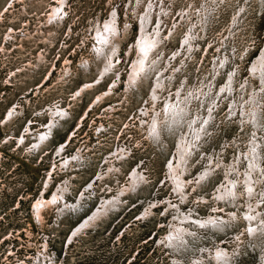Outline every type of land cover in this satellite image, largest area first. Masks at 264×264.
Listing matches in <instances>:
<instances>
[{
	"label": "rangeland",
	"instance_id": "374dc122",
	"mask_svg": "<svg viewBox=\"0 0 264 264\" xmlns=\"http://www.w3.org/2000/svg\"><path fill=\"white\" fill-rule=\"evenodd\" d=\"M106 21L113 23L115 34L109 43H99L97 34L105 33ZM141 28L158 35L152 57L169 60L178 52L171 67L166 62L170 68L160 63L169 77L176 71L169 89L177 90L179 83L181 89H199L208 79L218 87L225 83L227 71L213 74L218 56L219 66L225 58L231 62L228 69L239 66L238 84L250 76V64L264 50V0H0V264H192L202 257L201 250L219 244L227 253L219 261L214 251L208 258L203 253L207 262L196 260L264 264V239L258 248L242 220L221 230L191 228L200 236L197 242L188 234L182 245L165 238L179 213L227 217L233 206L214 194L224 180L223 168L213 166V175L201 183L196 177L210 164L211 153L215 163L223 158L231 164L235 138L248 139L253 127L240 130L238 119L227 114V97L219 96L223 100L214 104L207 136L186 164L185 195H178L167 168L177 149L175 135L149 132L155 111L159 116L163 109L161 101L150 97L152 75L141 73L132 85L129 79ZM184 39L197 49L186 54ZM259 98L264 122V95ZM43 131L47 137L38 139ZM134 169L143 179L129 190ZM123 187L127 193L119 203L107 205L94 223L83 224ZM55 192L62 202H50ZM247 196L240 202L258 203ZM37 201H43L39 209ZM259 201L264 216V194Z\"/></svg>",
	"mask_w": 264,
	"mask_h": 264
},
{
	"label": "bare ground",
	"instance_id": "6f19581e",
	"mask_svg": "<svg viewBox=\"0 0 264 264\" xmlns=\"http://www.w3.org/2000/svg\"><path fill=\"white\" fill-rule=\"evenodd\" d=\"M62 4H61V6H62ZM211 8H213V7H211ZM54 10L55 9H53V11ZM111 13H113V12H111ZM55 14L57 15V13H55ZM58 14H59V12H58ZM111 15H110V17H111ZM113 16L116 18L115 15H113ZM111 20H112V18H111ZM186 21H187V19H186ZM192 21H195V20H192ZM108 22L109 23L106 24L107 23V21H106L105 22L106 26H104L105 28L103 27L105 30H107V32H108L107 34H105L106 33L105 30H104L105 33H103L102 31H100V32L98 31V34H97L98 41L97 42H99V43H103V42L107 43L108 41H110L111 36H113L115 34V29H114L115 27L112 25L113 23H111L110 21H108ZM112 22H114V21H112ZM105 24H103V25H105ZM196 24H197V22L194 23L193 26L196 27L197 26ZM141 29H143V28H141ZM190 30H191V28H190ZM143 32H144V29H143ZM156 32L158 33V31H156ZM151 33L153 34V32H151ZM152 34L149 35V34H147V32L146 33L144 32V33H142L140 35V33H139V35H140V38L139 39L140 40L137 41L138 42V51H139V54L138 55L139 56L135 59L134 63L132 64L131 75H130V78L129 79L132 81V83H131V85H132L136 80H138V78H140L141 73L147 74V77L149 75H152L151 77H152V80H153V87H154L153 90L154 91L152 92L151 96L150 95L149 96L152 97L154 101H157V102L158 101H161V106H163V109L160 111V115L159 116H157V113L155 111V116H153L154 118L152 119V122H150L151 124L149 123L150 125H148L149 126V132H151V134H153L154 137H156V136L158 137V134L161 131H165V132H169V133L171 132L172 134L175 135V138H176L175 145H176L177 149H176V151H175V153H174V155L172 157V160L169 162V166L167 168H169V170H170V172H169L170 179L169 180L173 183V186H175L176 192L178 193V195H181V196L182 195H185L184 189L186 187V181H185V178H183V175H184L183 173H185L186 171H189L188 168H187L189 165L188 166L186 165L187 162L189 161V159L192 156V154L195 153V151L196 152L199 151L200 145H201L199 143H202L203 142V139L207 136V133L209 131L208 129H210L209 126L213 122L212 112H213V107H214V104L215 103L218 104V103H220L223 100L221 98L227 97V101L226 102H227V107L229 108L228 111L226 110L228 112L227 114H229V117L230 118H232L234 116V119H238V123L241 126L240 127V130L241 129L244 130V128L247 127V126L253 127L252 133L249 135L248 139L247 138L246 139L244 138V139H242V141H238L235 138V141H234L235 144H233V145L236 147L237 153H234V157L232 158L233 160H232V163L231 164H229V163L228 164H225L222 161L223 158H222V160L219 159L215 163L214 162L215 161V154L211 153V154H209L208 159H207V161H209L210 164L207 165V166H205V168L196 177V178H198V182L201 183L204 180L208 179L209 176L213 175V173H214L213 171H215V169H217L218 166H221V169L223 168L222 170L224 171V180L221 182V184H219L217 186L216 191L214 190V194H215V198H219L221 200H224V201L228 202L231 206H233V208L227 213V217L224 219L221 216L220 217H217V215H213L212 214V213L215 214L216 212H211V213H208L207 216L201 217V216H198L197 214H195L194 212H192L193 210L192 211H189L190 213H188V214L185 213V214L180 215V213H179V211H180L179 206L180 205L178 207H177V205H174L173 208L176 207L179 210L178 211L179 214L175 218L173 217L174 223L171 225L172 226V230L168 233L167 236H165V238L170 243H177L178 242L179 245H182L183 243H186L185 238H184L185 234H188L189 236L192 237V241H196L197 242L198 241L197 238L200 237V236H198V234H195L196 231L195 232H192L191 231V228L192 229L193 228L194 229H197V228L198 229L199 228H202V229L203 228H209V229H212V230H215V229L216 230L217 229H220L221 230L225 225L229 227V226H231L230 224H232L233 222L242 220V221H245V223L247 224V230H245L246 229L245 228L244 229L245 230L244 232L247 233L250 236L251 240L255 241L256 242V245L259 246L258 248H260V245H262L260 243L264 239V216H263V213H262L261 208H260L261 207L260 206V201L262 199L259 201V198L262 197L263 194H264V152L261 150L262 145H264V122H263V120L261 121V114H260V112H262V109L259 106L260 105V102H261L259 97L261 95H264V50L262 52H260L259 57L257 59H255L250 64V67H249L250 70L248 72L250 74V76L251 77L254 76L253 78H255V81L259 83V88L258 89L254 86V84L252 82L253 80L250 78V76L248 78H246L245 80H243V81L240 80V82H237L238 84H236V82L234 84V80L237 79L238 73L240 71L239 66L238 65H235L234 67L228 69L227 66H229V64L231 62H229V59H227V58H225L224 62L223 63L221 62L222 65L219 66L220 63H217V62L220 60L219 59L220 56H218V58L215 57V64H214V72H213V74L214 75H218V74L223 73L224 71H227V74H225V77L227 78V81H225V83L222 82L223 84L222 85H219V87H218V85L215 86L214 80H212L213 78H211V80H212L211 82H210L209 79H208V81H201L202 85H201V87H199V89H195V90L189 89L190 91L187 90V89H184V88L181 89L182 86L179 83V86H176L177 87V90H174L173 91L174 88L172 87V88L169 89V86H172L173 85V81L176 79L175 76H177V75L174 74V72H176V71L173 70L172 71L173 72V75L171 77H169L168 74H166L164 72L162 66L165 64L166 67H167V64L170 65V62L175 61L177 59V56L178 55H176V54H178V52L176 53V51H175L173 54H171L170 57L168 58L169 60H167L166 58H161L160 56H159V58L152 57L153 51L155 52L157 50L156 49L157 48V45H158L157 42H159L158 41V37H157L158 35L157 34L152 35ZM227 34H229V33L227 32ZM186 35L189 36L190 35L189 32ZM179 44H181V43H179ZM182 45H184V48L187 49L186 50V54L188 53L187 51H191L192 49L194 50V48L196 47V45H195V47L193 48V44L191 43L190 39H187V40L184 39V41H182ZM179 46H181V45H179ZM98 47H99V45H98ZM244 48H246V47H244ZM96 49L98 50V48H96ZM180 49H181V47H180ZM195 49H197V48H195ZM244 50H246V49H244ZM101 51H102V48H101V50H98L97 52L100 53ZM181 53H182V51H181ZM230 53L231 52H229V54ZM111 55L109 57H111ZM230 56H231V54H230ZM241 58H243V56L240 57V60H241ZM222 59H224V58L222 57ZM162 61H163V63H161ZM166 62H167V64H166ZM160 63L162 64V66H160ZM107 65H111V62L109 61ZM241 65H243V64H241ZM171 66H172V64L170 65V67ZM180 66H182V65L180 64ZM170 67H167V68H170ZM182 67H183V69H185V68H187V65L185 64ZM166 72L168 73L169 71L166 70ZM182 78H183V76H182ZM97 80H98V78H97ZM183 80H185V79L183 78ZM135 85H136V83H135ZM167 85H168V89L169 90H167V88H166ZM184 86H185V84H184ZM238 86H239V89H238ZM88 87H90V86H88ZM165 88H166V90H165ZM82 90H84V89H82ZM161 90L164 91V95L159 96V93H160ZM126 91H128V88L126 89ZM149 91H151V90H149ZM217 91H218V93H217L218 95L216 94ZM97 95H99V94H97ZM105 95H106V93H105ZM105 95H100V96H103L104 97ZM219 96H221V98H219ZM96 97H98V96H96ZM248 97H249V99H248ZM143 108H144V106H143ZM157 109H159V108H157ZM226 111H224V112H226ZM54 115L55 114H53L51 116H54ZM149 115H151V114H149ZM144 119H147V118H144ZM146 122H147V120H146ZM216 126H218V125H216ZM49 127H50V125H47V127L45 129H49ZM216 133H217V131H216ZM38 135H39L38 136V139H40V138L42 139L44 137H47L46 131H43L42 134L40 133ZM242 144H243V146H245L246 151H244V148L242 150ZM33 145L35 146V145H39V144L38 143L37 144L34 143ZM223 150L224 149H222V151ZM115 156H117V155H115ZM69 159L70 158H68L66 160H69ZM205 161L206 160H204V163H205ZM109 162H111V161H109ZM109 166H111V164H109ZM213 166H217V168H213ZM112 167H114V166L112 165ZM140 175L137 174V171L135 169L131 172L130 178H131L132 181L130 182V186H128L129 190H130V187L131 188L135 187V185L133 183H138L140 181V179L142 178V176L140 177ZM190 186H192V185H190ZM125 187H127V186H125ZM63 188H65V187H63ZM241 188H245V191L242 192L241 191L242 190ZM126 190H127V188H126ZM126 190H125L124 187L121 188V190H119V193L120 194H117V196L114 195L115 197H113L112 199L105 200V204H103V205L101 204L100 207L97 206L98 208L97 209L95 208L96 209L95 212L94 213L91 212L93 214L89 218H87L83 224H87V226H88L89 220H91V223H92L93 222L92 221L93 218H97L98 215L100 216L101 214L103 215V212H104L103 209L104 210H107L108 209L106 207L107 205H109L111 207H114L115 206L114 204L116 202L119 203V201H121L120 197H121L122 194H124V192ZM186 190H187V188H186ZM126 193H127V191H126ZM246 195H248L247 197H249L250 199L252 197L258 203L253 205V204H249V202H246V204H244L243 202H240V201H242L243 198H245ZM59 197H60V195H59ZM59 197H58V193L55 192L54 195L49 200H50V202L59 201V199H60ZM106 198H108V197H106ZM62 199H63V197H62ZM247 201H249V200H247ZM42 202L41 201H37L35 203V206H37V208L39 209L42 206ZM226 202H224L223 205ZM263 204H264V202H263ZM152 205H154V203ZM152 205H151V207L153 208ZM230 205L228 207H230ZM241 205H242V209H238L237 212L234 211V208L237 209ZM35 206H34V208H35ZM49 206H50V204H49ZM64 206L67 208V205L66 204H64ZM171 206H172V204L169 203V207H171ZM75 207H76V205L73 206V208H75ZM146 211H147V209H146ZM171 212H172V210H171ZM174 212H176V211H174ZM145 215H147V214H145ZM82 221H84V220H82ZM80 224L81 223H79V226H80ZM91 225H89V226H91ZM85 226H83L82 228H80V227L79 228L80 229H83V228L85 229ZM171 226H170V228H171ZM236 237H237V234H236ZM244 237L246 238V236H244ZM231 238H234V237L232 236ZM247 239L249 241V238H247ZM214 244H216V242ZM213 251H214V254H215L214 255V259L215 260L217 259L218 261L220 260V258H222L223 256H225L227 254L225 252L226 249L224 250L221 247V245L219 244V247L217 249L215 248L213 250L212 249H208V250L204 249V250H201L200 251V254L202 255V257L200 256L201 258L200 257L194 258L192 264H204L203 262L198 261L196 259H199L200 258L202 261H205L206 259L203 257V255L204 254H207L206 257L208 258V256H211V254L213 253ZM192 252L198 253L195 250H193ZM229 252H231V251H229ZM260 253H263V252H260ZM233 254H234V252H233ZM233 258H234V256H233ZM210 260H212V259H210ZM261 260L259 259V261H261ZM205 262H207V261H205Z\"/></svg>",
	"mask_w": 264,
	"mask_h": 264
}]
</instances>
